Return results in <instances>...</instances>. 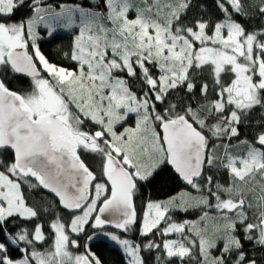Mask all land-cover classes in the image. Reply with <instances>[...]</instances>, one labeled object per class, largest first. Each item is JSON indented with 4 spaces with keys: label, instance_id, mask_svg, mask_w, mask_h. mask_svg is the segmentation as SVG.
Here are the masks:
<instances>
[{
    "label": "snow or ice",
    "instance_id": "obj_1",
    "mask_svg": "<svg viewBox=\"0 0 264 264\" xmlns=\"http://www.w3.org/2000/svg\"><path fill=\"white\" fill-rule=\"evenodd\" d=\"M253 8L264 17V0H0V264H102L87 242L71 251L86 226L132 231L141 190L173 178L196 195L148 199L140 235L175 239L106 234L128 264L142 248L158 264H264V26L237 19ZM60 29L76 30L54 53L71 67L41 48ZM40 190L59 205L46 222L26 196Z\"/></svg>",
    "mask_w": 264,
    "mask_h": 264
},
{
    "label": "trees",
    "instance_id": "obj_2",
    "mask_svg": "<svg viewBox=\"0 0 264 264\" xmlns=\"http://www.w3.org/2000/svg\"><path fill=\"white\" fill-rule=\"evenodd\" d=\"M61 2H65V0H61ZM67 3H75L78 2V0H66ZM202 2H205V6L208 7L209 12L213 11V0H202ZM252 2V0H245L246 5L248 3ZM258 3V0H256ZM193 12L196 11V9L192 10ZM252 15V19L248 22H245L240 17H237L238 20H240L242 23H245V26L248 28L249 31L253 30V28L264 26V17H259L257 15V9H249ZM192 13L190 12V15ZM44 35V33H41ZM76 34L75 29H60L58 32L54 35L53 38H48L45 36V39L41 42V48L42 51L49 57L50 60L60 63L65 66L71 67V64L68 61L60 59L57 55L54 53L56 52L57 48H63L65 51L68 50V46L71 43L72 37ZM206 75V72L204 73ZM16 83V82H14ZM27 81H21L19 84H26ZM17 84V86H19ZM259 115V111H257L254 114L255 116ZM243 133V130H242ZM235 143V141H233ZM87 162L90 164V166L93 167L94 170H97L99 159L98 158H91L89 157L87 159ZM170 174V170L168 172ZM208 174H213L212 172H209ZM215 179H218L220 183L227 185L229 182V176L226 171H222L219 173H215ZM180 190H187L191 193H195L193 189H191L189 186H186L179 180H176L175 178L171 180H156L151 184H148L145 188L141 190V195H139L136 198V208H137V222L133 226L132 231L130 232H115L111 228L102 227L100 229H93L91 225L86 226V234H81L78 239L80 242V247L78 249H71L74 253H83L85 251L84 244L87 242L88 247L90 250L96 254L97 257H99L103 264H128L126 262V256L118 244H116L114 241H112L107 233H114L121 236V238H127L134 243H139L141 245L148 242V240H155L157 243L162 244V240L165 238H174L176 237L175 234H169L167 237H162L155 234H150L148 237H142L140 235V228H141V217L144 210V205L147 202L148 199L151 200H164L168 197L174 195L175 193L179 192ZM26 196L29 198V203L36 206L40 212V221L36 222H46L50 220V213L43 212L44 208H50V212L56 211L59 209L58 203H54L55 198L48 192L40 190L35 192H26ZM172 219L176 222H182L184 220H195L200 215L201 212L197 210H190L189 212L185 213L182 211H175L171 213ZM65 218H67L68 213L64 212ZM163 226V225H162ZM45 234H48V227L45 226ZM95 233V235H93ZM105 234V235H103ZM88 236H93V239L91 241L87 240ZM73 238H77L75 234H73ZM52 243L51 239H48L42 246L41 251H43L45 248H48V246ZM141 255L145 258L146 264H158L156 261V256L160 255L162 259L164 258V254L162 250H146L142 248ZM165 264H168L167 260H165ZM172 264H179V261L173 258Z\"/></svg>",
    "mask_w": 264,
    "mask_h": 264
},
{
    "label": "rangeland",
    "instance_id": "obj_3",
    "mask_svg": "<svg viewBox=\"0 0 264 264\" xmlns=\"http://www.w3.org/2000/svg\"><path fill=\"white\" fill-rule=\"evenodd\" d=\"M131 124H133V121L132 120H129V125H131ZM182 190H180L179 192H181ZM185 191H187V190H185ZM179 192H177V193H179ZM189 192V191H188ZM177 193H175L174 195H176ZM193 195H196V194H194V193H192ZM173 196V195H172ZM198 219V218H197ZM197 219H195V220H197ZM209 223H211V222H209ZM103 235H105V234H103ZM176 237H174V238H168V239H175ZM125 256H126V254H125ZM126 262L128 263V257L126 256ZM103 264V263H102Z\"/></svg>",
    "mask_w": 264,
    "mask_h": 264
},
{
    "label": "water",
    "instance_id": "obj_4",
    "mask_svg": "<svg viewBox=\"0 0 264 264\" xmlns=\"http://www.w3.org/2000/svg\"><path fill=\"white\" fill-rule=\"evenodd\" d=\"M105 217H107V214H105ZM104 227L111 228L115 232H123L122 230L116 229L113 225H105Z\"/></svg>",
    "mask_w": 264,
    "mask_h": 264
}]
</instances>
